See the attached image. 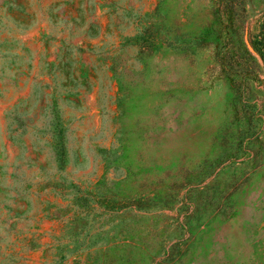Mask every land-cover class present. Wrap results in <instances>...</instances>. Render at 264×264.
Instances as JSON below:
<instances>
[{
  "label": "rangeland",
  "instance_id": "374dc122",
  "mask_svg": "<svg viewBox=\"0 0 264 264\" xmlns=\"http://www.w3.org/2000/svg\"><path fill=\"white\" fill-rule=\"evenodd\" d=\"M263 19L0 0V264H264Z\"/></svg>",
  "mask_w": 264,
  "mask_h": 264
},
{
  "label": "trees",
  "instance_id": "16d2710c",
  "mask_svg": "<svg viewBox=\"0 0 264 264\" xmlns=\"http://www.w3.org/2000/svg\"><path fill=\"white\" fill-rule=\"evenodd\" d=\"M261 38L260 40H258L257 45L259 47V50L261 52L262 58L264 60V19L262 22V27H261V34H260ZM64 158L63 154H62V159Z\"/></svg>",
  "mask_w": 264,
  "mask_h": 264
}]
</instances>
